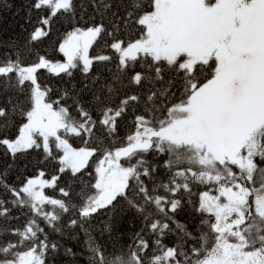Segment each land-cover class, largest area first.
<instances>
[{
	"label": "snow or ice",
	"instance_id": "1",
	"mask_svg": "<svg viewBox=\"0 0 264 264\" xmlns=\"http://www.w3.org/2000/svg\"><path fill=\"white\" fill-rule=\"evenodd\" d=\"M16 7L0 264H264V0Z\"/></svg>",
	"mask_w": 264,
	"mask_h": 264
},
{
	"label": "trees",
	"instance_id": "2",
	"mask_svg": "<svg viewBox=\"0 0 264 264\" xmlns=\"http://www.w3.org/2000/svg\"><path fill=\"white\" fill-rule=\"evenodd\" d=\"M9 2L10 3L11 2L16 3L17 7L12 9V10L4 11L2 13V15H3L4 19H5L6 25L10 26V30L14 34L15 33H22V30H21L19 25L24 24V21L21 19V16H23V13L21 12L20 16H17L15 14L16 11L19 10L20 0H9ZM89 11H91V9H89ZM25 27H27V25H25ZM67 27H68L67 24L59 26L58 33L53 35L52 39L46 42V44L43 46L42 50L47 51L48 53L52 54V46L59 42V40L62 37L63 32L67 29ZM26 35H27V33H22V36H26ZM55 55L57 56V58H60L59 54H55ZM77 78H79V74H77ZM49 82L52 83L53 85H57V86L60 83L58 81V79L55 78V77L50 78ZM0 163H3V161H0ZM26 164H28L27 160L19 161L18 164H17V170L21 171V172H24L25 174H29L31 171H34V169L32 168V166L30 164L28 165V167H25ZM46 191H49L51 193V190H46ZM65 259L67 260L69 258H65ZM85 260H86V257H82L80 259V264H85Z\"/></svg>",
	"mask_w": 264,
	"mask_h": 264
}]
</instances>
